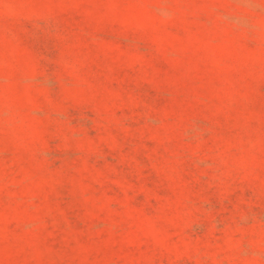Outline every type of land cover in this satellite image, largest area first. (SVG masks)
I'll return each instance as SVG.
<instances>
[{"label":"rangeland","instance_id":"374dc122","mask_svg":"<svg viewBox=\"0 0 264 264\" xmlns=\"http://www.w3.org/2000/svg\"><path fill=\"white\" fill-rule=\"evenodd\" d=\"M0 264H264V0H0Z\"/></svg>","mask_w":264,"mask_h":264}]
</instances>
